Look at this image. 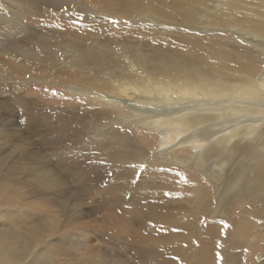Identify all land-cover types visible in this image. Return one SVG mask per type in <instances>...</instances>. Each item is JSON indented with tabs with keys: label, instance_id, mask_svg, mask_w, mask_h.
I'll return each instance as SVG.
<instances>
[{
	"label": "bare ground",
	"instance_id": "6f19581e",
	"mask_svg": "<svg viewBox=\"0 0 264 264\" xmlns=\"http://www.w3.org/2000/svg\"><path fill=\"white\" fill-rule=\"evenodd\" d=\"M89 2L78 13L50 0L60 8L40 34L2 6L0 50L21 58L0 66V152L31 158V171L15 176L11 155L0 161V206L18 216L0 219V264H58L44 259L42 237L76 223L62 236L81 255L91 221L79 202L94 191L119 212L113 229L134 240L142 264H264V0ZM28 82L69 98L50 106L59 112L51 126L38 105L20 103ZM23 121L48 156L31 151ZM124 147L154 173L146 189L127 170L107 178L89 159H120ZM26 194L47 208L59 195L78 204L58 223L43 204L25 205Z\"/></svg>",
	"mask_w": 264,
	"mask_h": 264
},
{
	"label": "rangeland",
	"instance_id": "374dc122",
	"mask_svg": "<svg viewBox=\"0 0 264 264\" xmlns=\"http://www.w3.org/2000/svg\"><path fill=\"white\" fill-rule=\"evenodd\" d=\"M60 1L66 3V5L70 9H74L78 13H80L82 11L81 6L82 7L89 6L91 3V2H89L91 0H60ZM2 6L5 8L9 7V8H12L14 10L16 8V11L18 12V14H15L16 18L21 17L22 22L27 25L28 30H30L32 32L34 31L38 34H40L41 28H43V26H44V21L46 19V15H48L50 12H52V14H53L54 12L59 11L58 9L60 8L59 3H57V4L50 3V0H0V14L2 13V10H1L3 8ZM9 8H7V10H9ZM53 16H55V14H53ZM12 57H13V55H9V54L5 53V51L0 50V66L2 64V61L12 62L14 60L13 62L16 63V62L20 61V58H21V56H18V55L15 56V58L14 57L12 58ZM12 74H14V72H12ZM24 85H26V86H24ZM24 85L21 84V87H23V88L19 89V94H21V96H19L20 97V103H22L23 105H25L24 103H26V106H29L30 109L32 108V110H34L35 106L38 105L34 111H36V113H38V112L39 113L40 112L46 113L47 112L45 115L46 116L45 117L46 118L45 126L47 125V123H49L48 125L51 126V124H53V122H55L58 119V114L55 115V113H59V112L57 110H56L57 112L53 111L50 106H52V105L57 106L58 105V108L61 107V109H62V106L65 107L64 102L69 100V98L67 99V97L64 96V94L62 95V92H60V91H57L60 93V95H59V93H57L55 95L54 93H56L55 90L57 88L53 89V88H50L49 86L37 85V84L32 83V82H30V83L28 82ZM8 90L9 89H6V91H8ZM46 91H47V93H46ZM52 92H53L54 96L51 95ZM57 95H59V96H57ZM61 95H62V97L64 96V98H62ZM47 98L50 99L48 101H52L51 105L49 104L50 102L47 103L48 102ZM59 99H61V101ZM63 99H65L64 102H62ZM45 100H46V102H45ZM44 102H45V105H42ZM60 102H62L63 105ZM29 103H33L35 105L31 104L32 105L31 106V105H29ZM40 104H41V106L39 107ZM46 105L48 106L49 112L47 111V107H46V111L43 110V108ZM12 106H13V108L15 107L14 109L16 110L17 115L21 116V114L23 112L22 108L16 104H13V103H12ZM38 108H39V111H38ZM50 108H51V110H50ZM14 109H13V111H14ZM53 118H56V119H53ZM54 125H56V123ZM18 126L25 128V129L23 128L25 131V135L28 136L29 140L34 143L33 146L30 147L31 151H38L39 154H45L46 156H48L49 152H51V151L50 150L45 151V152L43 151V148H45L46 146L45 145L41 146V144L40 145L38 144V137L39 136H37L36 134H32V132H30L31 128L29 129V126L24 121L22 124L18 123ZM45 126L39 128V130H44V132H41V133H47L48 130H50L49 128H48V130H46ZM98 128L104 129L103 125H102V127H98ZM35 138H37V140ZM14 143L16 144L17 141H15ZM22 145L23 144L21 143V146ZM55 146H54V148H55ZM12 149H13V147H8V146L3 147V150L0 152V161H3L6 156L11 155V158L8 159V164L14 166V169H13L14 175L19 176V173H20L22 167L24 168L22 173L23 174L26 173L27 175H29L31 170L27 171V169L31 166V165H29L31 158H24V159L17 161L15 159L16 155H17V150L16 149L12 150ZM125 149H126L124 151L125 154L123 156H121L120 159L119 158L112 159L110 156V159H108L106 157H102L101 161H100L97 157H95V156L99 155V152H95V156H89L90 157L89 159L94 161V162H97L99 164V168L102 170L103 175H105V176L108 175L107 178L109 176H112V174L117 170L119 172H124V173H125V170H127L128 174L130 175V180H132V181L134 180L135 183L138 182L139 180H141V188L146 189L147 183L154 176V173H152L150 171H148V172L145 171V173H143V168H146V167H142V165H145V163H141L142 165H140V163L136 161V159H138L136 153L131 154V157H129L130 156L129 152L131 150L130 149L128 150L127 148H125ZM103 151L108 152L106 150H103ZM124 152H122V153H124ZM90 153H92V152H90ZM100 153H101V155H100V157H101L102 151H100ZM132 157H134L133 160H131ZM155 157H158V154L155 153ZM117 159H119V160H117ZM4 168H5L4 165H0V169H4ZM35 173L39 174V173H41V171L40 172L35 171ZM31 178H34V177L28 176V179H31ZM107 178H106V180H107ZM123 179H125V178H123ZM71 180H72V178L69 177L68 182H71ZM22 188L24 190H31V189L32 190L33 189L38 190V189H40V187H37V186L32 185V184H29L26 187H22ZM26 198H27L26 199L27 201H24L25 205H28L26 203H31L34 206V209H37V208L40 209V208H42L41 204H43L42 206H43L45 212L48 211L47 209H50L49 210L50 212L47 216L51 217V218L45 217V220L53 218L52 220H57L58 223H60V219L62 221L67 220V218L62 215L61 209H66V206H67V208H72L75 203L78 204L77 200H76V202L71 200L73 203H70V202H68L67 196L59 195L57 197V198H59L58 199L59 201L57 203L51 204L47 208V205L52 203V202L36 201L35 197L30 198V197H28V194H26ZM93 198H94V200H93ZM214 199H216L215 195H214ZM216 202H218L217 204H219V202L223 203V199H221L220 201H216ZM82 203H86L85 205L87 206V208H84L86 211L85 213H89L88 217H83V218L87 219L88 222L91 221V225H90L91 230H89V232L91 231L90 232V234H91L90 240H89L91 245H89V248L87 246V248L85 249V251L82 252L81 255H77V254H75L76 250H74V245L77 246L78 242L75 240H72L71 238H73V237L65 238L64 236H62V235L69 236L71 230H73V231L78 230L79 228L82 227L81 225L76 223V224H74V228L69 229L65 233L59 229V226H57L55 231L51 233L52 236L42 237L41 241L43 242V247L45 249V250H43L45 252V255H44L45 258L44 259L48 260V261L49 260L50 261H57L58 264H96V262L99 260L107 261V264H125L123 260H126L131 264L141 263L139 261V259L135 256L134 250H131L132 246L130 247V245H133V243H135L134 240L133 239L128 240L126 238V236L122 235L121 233H115L116 231L113 229V225L116 224L115 221L118 220L117 215L119 214V212L115 211L110 205L107 206L105 201L99 196L98 193L96 194L95 191L93 194L87 196L85 198V200L79 202V204H82ZM14 209H15V206L11 207L10 209H7V207H1L0 206V219L5 220L6 222L12 223V221L10 222L11 218H12L11 220H13V219L15 220L18 218L17 213H16V211H14ZM215 210H216V208H215ZM33 211L36 212L35 210H33ZM18 214H20V213H18ZM42 221L44 222V220H42ZM36 223H37V219H35L32 222V224H34V225H36ZM86 229H88V228H86ZM25 231H26L25 229L19 228L18 232L24 233ZM85 232L89 236V232L88 231H85ZM43 235H46V234L43 233ZM123 240L126 242L127 245H129V247L126 246L125 244H123V243H125V242H123ZM126 250H128V251H126ZM124 251H126V252H124ZM50 257H52V259H50ZM142 257H143V260L147 261L145 256H142ZM144 257H145V259H144ZM65 258H67V259H65ZM64 260H66L68 262H65Z\"/></svg>",
	"mask_w": 264,
	"mask_h": 264
},
{
	"label": "snow or ice",
	"instance_id": "6c2138e0",
	"mask_svg": "<svg viewBox=\"0 0 264 264\" xmlns=\"http://www.w3.org/2000/svg\"><path fill=\"white\" fill-rule=\"evenodd\" d=\"M6 110V106H4V105H0V112H3V111H5Z\"/></svg>",
	"mask_w": 264,
	"mask_h": 264
}]
</instances>
